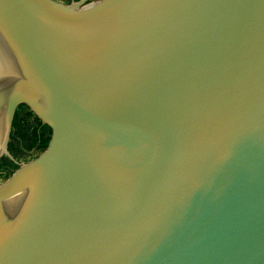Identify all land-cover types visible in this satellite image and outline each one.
Returning <instances> with one entry per match:
<instances>
[{"label":"water","instance_id":"water-1","mask_svg":"<svg viewBox=\"0 0 264 264\" xmlns=\"http://www.w3.org/2000/svg\"><path fill=\"white\" fill-rule=\"evenodd\" d=\"M87 1L0 0V160H55L0 203V264H264V0H128L80 44Z\"/></svg>","mask_w":264,"mask_h":264},{"label":"trees","instance_id":"trees-1","mask_svg":"<svg viewBox=\"0 0 264 264\" xmlns=\"http://www.w3.org/2000/svg\"><path fill=\"white\" fill-rule=\"evenodd\" d=\"M81 0H67L58 5L59 9H67L74 2ZM128 0H89L84 3L75 15L82 20L92 21L104 17L117 15L127 4ZM114 23L113 20H102L96 23ZM100 24V25H102ZM44 123V115L36 108L30 107L28 102L20 103L15 110L13 128L21 135L20 141L28 150L48 148L53 146L59 137L54 128ZM27 138L28 142L24 143ZM55 160L41 163L33 167L22 168L14 162L0 160V203L24 196L32 187L47 178Z\"/></svg>","mask_w":264,"mask_h":264},{"label":"bare ground","instance_id":"bare-ground-1","mask_svg":"<svg viewBox=\"0 0 264 264\" xmlns=\"http://www.w3.org/2000/svg\"><path fill=\"white\" fill-rule=\"evenodd\" d=\"M103 23H105V22H103ZM115 26H117V22H114V23H105V24H102V25H98V26H96V27H94V28H92V33L91 34H89L90 36H88L87 34H86V36H82V37H73V39L75 40V41H78L80 44H87V43H94V40L96 39V37H99V35H97L96 36V33L95 32H101V30L102 31H106V32H111V31H113L114 30V27ZM92 36V37H91ZM95 37V38H94ZM86 51H84L85 53L86 52H93V51H91L90 49H85ZM94 52H97V51H94Z\"/></svg>","mask_w":264,"mask_h":264},{"label":"rangeland","instance_id":"rangeland-1","mask_svg":"<svg viewBox=\"0 0 264 264\" xmlns=\"http://www.w3.org/2000/svg\"><path fill=\"white\" fill-rule=\"evenodd\" d=\"M45 4H47L49 7H51L53 10L57 11L58 9V5L61 3V2H66L67 0H42ZM56 2H60L59 4L56 3ZM106 18H109V17H106ZM62 20L64 22H69V23H85V21H83L79 16L75 15V13H73L72 15L70 16H65L62 18ZM100 20H97V21H92L93 23L95 22H99ZM89 22V21H88ZM102 23H96V24H91L92 26L90 27V30L92 31V28L100 25ZM73 37H77V36H73Z\"/></svg>","mask_w":264,"mask_h":264}]
</instances>
